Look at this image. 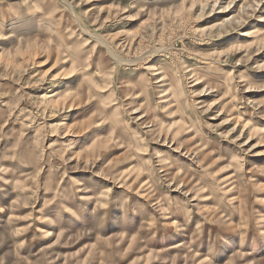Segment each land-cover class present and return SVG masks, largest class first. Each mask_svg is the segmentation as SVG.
Wrapping results in <instances>:
<instances>
[{
  "label": "rangeland",
  "instance_id": "obj_1",
  "mask_svg": "<svg viewBox=\"0 0 264 264\" xmlns=\"http://www.w3.org/2000/svg\"><path fill=\"white\" fill-rule=\"evenodd\" d=\"M0 264H264V0H0Z\"/></svg>",
  "mask_w": 264,
  "mask_h": 264
},
{
  "label": "bare ground",
  "instance_id": "obj_2",
  "mask_svg": "<svg viewBox=\"0 0 264 264\" xmlns=\"http://www.w3.org/2000/svg\"><path fill=\"white\" fill-rule=\"evenodd\" d=\"M224 24V23H223ZM222 26V25H221ZM136 111V110H135ZM138 112V111H137Z\"/></svg>",
  "mask_w": 264,
  "mask_h": 264
}]
</instances>
